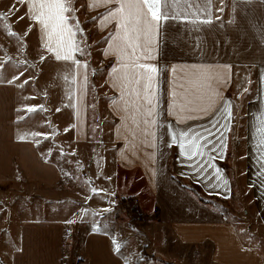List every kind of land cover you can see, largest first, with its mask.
Listing matches in <instances>:
<instances>
[{"label":"crops","instance_id":"0c3cea01","mask_svg":"<svg viewBox=\"0 0 264 264\" xmlns=\"http://www.w3.org/2000/svg\"><path fill=\"white\" fill-rule=\"evenodd\" d=\"M84 3L88 10L106 9L102 17H107L117 7L115 3L105 4L103 0L91 8L89 0ZM220 8L223 10L218 11ZM186 10L190 14L199 11L195 5ZM29 16L28 0H10L2 24L0 22L3 36L11 30L24 38L22 41L28 42V36L33 32L35 45H32L33 50L29 47L27 50L31 58H22L25 66L30 63L32 70H42L40 67H44V62L39 61L43 54L51 58L53 66L71 64L55 60L53 54L42 46L44 41L39 25ZM101 18L99 32L106 36L101 53L105 55L107 51L109 54L105 57L113 62L108 83L114 87L116 97L111 109L121 119L145 117L144 101L134 94L122 96V89L114 86L117 81L113 69L120 66L118 57L109 47L115 43L109 36L116 31V21ZM210 18L213 23L207 26L185 23L166 26L162 30L156 58L148 61L160 69L156 118L161 127L140 122V127L129 134L122 127L124 120L120 119L119 126L116 125L115 165L116 168L135 165L144 176L145 171H151L160 226L180 232L179 240H233L238 253L234 256L227 254V258L217 254L218 261L264 264L262 247L251 242L252 238L241 245L238 240L247 238L241 239L233 224L226 223L219 213L201 204L170 170V159L174 154V175L198 184L207 196L232 200L235 195L234 174L238 176L239 167L236 165V171H233L237 159L230 155V147H234L233 141L238 145L242 143V177L252 196L257 223L264 229V144L261 143L264 141V0H214ZM2 65L0 59V264H128L129 255L123 250L119 232L122 226L119 222L109 221L107 206H102L108 202L107 190L95 187L97 192H93L90 187V192L71 191L72 183L77 181L75 176L71 177V165L77 166L73 164L77 161L76 156L71 157V143L80 147L84 145L72 135L71 109L65 107L68 119L62 124L47 127L37 124L33 115H44L40 110L43 98L36 101L27 98V90L18 83L27 77L16 79L15 72ZM225 65L231 68H225ZM198 73L205 74L208 88L200 86L203 77ZM73 79L76 83H71L74 97L71 101L76 103L72 112L81 118L83 124L90 80L87 77L84 85L82 76L77 73L71 81ZM252 83L254 91L250 96ZM57 88L54 93L53 86V92L47 94L49 104L58 97ZM131 88L129 86V93ZM245 88L248 89L246 92ZM229 102L233 116L230 121L225 113ZM122 105L129 109L122 110ZM238 106L242 111V141L234 136L238 127ZM29 107L37 110L29 112ZM202 108L208 111H200ZM216 120L220 123L215 124ZM78 128L86 132L84 126L78 125ZM205 128H211L215 135L209 136L204 132ZM152 131L157 132V137L148 134ZM182 131L201 132L207 137L202 140L203 155L196 161L188 160L178 146H169V133ZM21 135L25 137L23 140ZM193 163L202 167L194 171ZM214 169L219 170V178ZM72 198L74 201L83 198L84 202L79 204L91 207L96 219H81L78 208L71 207ZM85 210L82 207V214ZM78 224L86 230L84 240H67L71 226ZM113 241L120 243L119 251Z\"/></svg>","mask_w":264,"mask_h":264},{"label":"rangeland","instance_id":"374dc122","mask_svg":"<svg viewBox=\"0 0 264 264\" xmlns=\"http://www.w3.org/2000/svg\"><path fill=\"white\" fill-rule=\"evenodd\" d=\"M9 2L10 0H0V14H4L9 7ZM84 2L85 0H73V7L77 11L74 14H69L73 16V23L78 20L80 28L83 29V32L79 33L77 37L83 41L81 47L85 49L86 54L77 56L79 60L86 61L88 64L87 77L90 82L87 85V94L89 100L86 106L87 115L82 118L83 124L81 118L76 117V113L74 115L72 112L76 101H71L68 94H73L71 79L74 74L83 76L85 70L78 69L74 73L72 64L53 66L51 58L46 54H43L46 59L39 61L44 62V67H40L42 70H32L29 67L30 63H26L25 66L22 58L24 56L31 58V53L27 50L28 47L30 50L34 48L32 47L35 43L33 32L28 36L27 42L22 41L24 38L15 31H7L5 36L0 31L2 66L7 70L12 69L16 76L27 77L25 80H18L20 86L27 90V98L33 99L32 101L43 98L41 106L44 115L41 117L33 115L37 124H44L45 127L62 124L63 120L68 119L65 107L71 109L69 123L74 130L72 135L84 144L80 147L71 143V157L76 156L77 159L73 163L77 166L71 165V177L75 176L77 180L73 182L75 184L72 183L71 191L77 189L85 193L96 188L107 190L108 202H104L102 206H107L105 208L108 211L107 219L119 222L122 226L119 232L123 250L129 255L128 264H227V260L223 263L218 261L219 258L216 256L222 254L223 258H227V254L234 256L238 253V246L237 244L233 246V240H179L180 232L172 229L169 231L160 226V211L153 195L151 171H145L141 166L146 172V176H144L135 165L116 168V125L118 123L119 126L121 118L116 116V112L111 109L112 102L116 97L114 87L108 83L113 62L107 60L104 53H101L106 36L100 35L98 26L99 19L105 15L106 9L97 7L88 10ZM0 22L2 24V17H0ZM11 33H16V35H11ZM65 76L68 77L67 80L64 79ZM57 82L59 86H57ZM52 85L54 93L55 88L58 87V97L49 104L47 94L53 92ZM253 91L252 83V89L249 90L250 96ZM240 106H238L237 116L238 127L234 132L238 141L243 140L244 134ZM113 108L115 109V106ZM126 109L128 110L129 107L122 105V110ZM119 113L121 112L119 111ZM51 115L54 116L51 117ZM144 119L145 117L123 118L121 120H124L125 124L122 127L130 134L134 129L140 127V122L145 125ZM78 125L84 126L86 132L79 128L76 129ZM233 143L235 145L230 147V155L237 159V163L234 162L233 171H236V165L239 167L238 176L236 173L234 174L235 195L232 200L206 196L205 200L208 202L206 207L219 213L226 223L233 224L241 239L247 238V240H238L241 245L252 238L254 240L250 241L257 242L264 250V240L261 239L264 237V229L260 228L257 223L252 196L242 177L243 145L242 143L238 145L235 141ZM100 199L102 202L104 201L103 198ZM71 200V207L78 208L81 219H96L97 216L91 207H87V204H79V202H84L83 198L80 201H74V198ZM82 207L86 209L84 214H82ZM71 228L67 240H84L86 230L83 225L78 224Z\"/></svg>","mask_w":264,"mask_h":264},{"label":"snow or ice","instance_id":"6c2138e0","mask_svg":"<svg viewBox=\"0 0 264 264\" xmlns=\"http://www.w3.org/2000/svg\"><path fill=\"white\" fill-rule=\"evenodd\" d=\"M98 2L100 0H89V7L91 8L93 4ZM103 3H115L117 5L107 14V17L101 18H111L116 21V31L109 36V39L115 42L110 44L109 47L118 57L117 63L120 66L113 69L114 78L117 81L114 86H119L122 89V96L134 94L138 99H142L144 101V124L159 128L161 125L157 122L156 108L160 69L158 65L148 61L156 58L159 37L166 26L185 23L205 26L212 24L213 20L210 16L214 0H103ZM181 5L184 7L181 8ZM193 5L199 11L190 14L186 9L192 8ZM217 10L222 11L223 9ZM76 11L77 9L73 7V0H28L29 18L39 25V30L42 33L41 39L44 41L42 46L53 54L55 60L71 62L74 73L78 69H84L85 73L82 76V81L86 85L88 64L86 61L82 62L76 58L77 54L80 56L86 54L85 49L81 47L83 41L77 39L78 33H82L83 29L80 28L78 20L74 23L70 22L73 20V16L69 15L70 13L74 14ZM2 16L3 14H0V17ZM190 16L207 18L192 19ZM20 19H23V17H20ZM11 35H16V33H11ZM108 54L106 51L105 55ZM44 59L46 57L42 56L41 61ZM224 67L231 68L230 65ZM20 75H23V73H20ZM198 75L203 77L200 86L208 88L205 74L198 73ZM16 79H19V76ZM64 79L67 80L68 77L65 76ZM9 82L11 83V81ZM71 83L75 84V79ZM129 86H132L131 93L128 92ZM247 90V88L244 89L245 92ZM215 95H219V93H215ZM69 98H72L71 94ZM231 107L229 102L225 108L229 121L233 118ZM27 110L33 112L37 109L29 107ZM40 110H43L42 106ZM200 111H208V109L202 108ZM219 123V120L215 121V124ZM215 124L213 127H215ZM225 127L230 131L228 125H225ZM204 132L209 136L215 135L211 128H205ZM148 134L154 138L157 137L156 131ZM169 135L171 138L169 146H178L181 154L185 155L188 160L196 161L197 157L203 155L204 144L202 140L207 139L204 133L182 131L179 134L170 132ZM24 138L23 135L20 136V139L23 140ZM261 143L264 144V141H261ZM223 147H226V144ZM191 167L196 171L202 166L193 163ZM214 171L217 178H219V170L214 169ZM93 192H97V190L93 189ZM113 243L115 249L119 251L120 243L116 241H113Z\"/></svg>","mask_w":264,"mask_h":264},{"label":"trees","instance_id":"16d2710c","mask_svg":"<svg viewBox=\"0 0 264 264\" xmlns=\"http://www.w3.org/2000/svg\"><path fill=\"white\" fill-rule=\"evenodd\" d=\"M173 159H174V154H173V156H172L171 159H170V170H171V173H172L173 177H174L175 179H177V181H179V183H180L182 186H184L188 191H190V192H191V193L197 198V200H198L201 204H203V205H208V202L205 200V197H206L207 195L205 194V192L202 190V188H201L198 184L194 183V182L191 181V180L184 179V178H181V177H178V176L174 175L173 167H172V161H173ZM222 165H223L224 167H226V166L224 165V163H222ZM233 182H234V180H233ZM209 197H210V196H209ZM211 198H213V197H211Z\"/></svg>","mask_w":264,"mask_h":264}]
</instances>
